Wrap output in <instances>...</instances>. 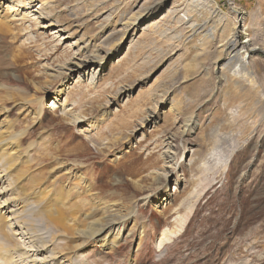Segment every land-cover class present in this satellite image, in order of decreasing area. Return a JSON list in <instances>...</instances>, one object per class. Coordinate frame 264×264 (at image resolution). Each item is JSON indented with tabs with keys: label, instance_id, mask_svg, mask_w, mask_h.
Returning <instances> with one entry per match:
<instances>
[{
	"label": "rangeland",
	"instance_id": "1",
	"mask_svg": "<svg viewBox=\"0 0 264 264\" xmlns=\"http://www.w3.org/2000/svg\"><path fill=\"white\" fill-rule=\"evenodd\" d=\"M214 3L220 19L203 0H0L7 264L29 262L16 242L57 264H264V0ZM233 36L260 49L239 48L255 85L228 64ZM112 214L125 218L82 243L92 217Z\"/></svg>",
	"mask_w": 264,
	"mask_h": 264
},
{
	"label": "bare ground",
	"instance_id": "2",
	"mask_svg": "<svg viewBox=\"0 0 264 264\" xmlns=\"http://www.w3.org/2000/svg\"><path fill=\"white\" fill-rule=\"evenodd\" d=\"M159 1V0H158ZM202 1V0H201ZM232 2L234 0H231ZM203 2H205V4L207 3L209 5V7L212 8V10L214 11L215 13V16L222 18L221 16V13L219 12V8H218V5L217 3H214V0H203ZM163 3H159V2H154L151 6H149L148 8L140 11L138 14L134 15V17L131 19L130 22H128L126 24L127 26V29L131 28L133 29L134 27H136L137 24H141L142 22L148 20V19H151L156 13L157 11H159L162 7H163ZM44 12H46V10L48 11V9H45L43 8V6H40L38 10H41ZM53 9H51V15L48 17L51 21L50 23V26L49 27H52V29H58V28H62L60 24V21H58L59 17L57 16V18L54 19V16L56 17V15L53 13L52 11ZM234 13L236 14V17H237V21L238 23H241L245 17V12L241 9L239 10V8L235 7L234 8ZM167 17V16H166ZM172 17V16H171ZM169 18V17H168ZM24 19H26L24 17ZM56 20V21H55ZM182 20V19H181ZM211 20V19H210ZM26 21V20H25ZM38 23V22H37ZM36 23V24H37ZM183 23V22H182ZM194 25V24H193ZM157 26V24L155 22H151L148 26V28H155ZM192 26V25H191ZM196 26V24H195ZM193 27V26H192ZM208 27V26H207ZM147 28V29H148ZM191 28V27H190ZM189 28V29H190ZM206 28V27H205ZM204 29V28H203ZM226 29V28H225ZM126 30V29H125ZM66 30H63V29H60V32H65ZM194 31V30H193ZM193 31L191 33H193ZM202 31V30H201ZM127 33V32H126ZM214 33V32H213ZM193 34H191L192 36ZM235 35V34H234ZM196 36V35H195ZM193 37V36H192ZM235 39L231 41L230 39V42L228 41L227 43V49L230 51L229 53V58H228V64H234L233 65V74L237 73V75H239L240 73H243L241 75L242 78L245 79V81L247 82V79L250 83V85H255V80H253L251 78V72L249 71V65H248V59H249V54L247 53V50L242 52L241 50H239V48L241 46H243L241 49H249L248 51H250L251 53H254L260 49H257L256 47H254V44H252V40H248L247 42H244V45L243 44H238V41H236V37L233 36ZM68 39V38H67ZM221 47V46H220ZM223 51V49H222ZM264 51V50H262ZM223 53V52H222ZM244 53V54H243ZM226 54V53H225ZM80 67V66H78ZM222 68V67H221ZM225 70V69H224ZM223 75V74H222ZM229 75V74H228ZM225 76H227L225 74ZM228 77V76H227ZM232 79V78H231ZM235 79V78H234ZM56 82V81H55ZM235 83V82H234ZM241 83V82H240ZM246 84V83H245ZM244 84V85H245ZM247 85V84H246ZM49 108H52V106H48ZM42 111L40 110L39 113H41ZM7 141L4 140L1 145L3 146V144H5ZM1 146V147H2ZM0 147V148H1ZM3 148V147H2ZM5 149V148H3ZM2 149V150H3ZM1 152V151H0ZM12 153V152H11ZM10 153V154H11ZM9 152H5V151H2L1 154H0V161L4 162H8L10 161V157L12 155H10ZM229 159H230V156L228 155L226 157V160H225V164H224V171L222 172V174H225V170L227 169V166L229 164ZM192 161H190L191 163ZM4 163V164H5ZM3 165V164H2ZM177 167V166H176ZM175 167V168H176ZM5 170H1L0 171V185L4 184L3 182H5L2 178V174H5ZM167 180V179H165ZM9 186V185H8ZM9 188V187H8ZM171 191V190H170ZM5 189L2 191H0V196L1 195H4L5 193ZM6 196V195H5ZM2 197V196H1ZM13 198V197H12ZM15 200V198H13ZM13 199L11 198H7V202L6 203L4 201V204L6 203L7 205V209H10L12 208L11 210H13V208L15 209V211H10L9 213L10 214H13V217H12V221H11V224L10 226H8L10 229L12 226L14 225H17V223H20V219H19V210L17 209V206L15 204L16 201H14ZM183 203V202H182ZM7 209H6V212H7ZM126 215V214H125ZM125 218V216H121V215H110V216H107V217H101V218H94L92 217L88 223L86 224L85 228L83 230H80L78 232V234H76L78 237H81V241L82 243H85L86 241H88L89 239L91 238H96V237H99L103 232H105L107 230L108 227L110 226H113V224H115L116 222L118 221H121ZM183 221H184V217H179L178 218V230L176 231H171V230H168V229H165L163 230L162 234H161V237L159 239V242L157 243V251L158 252H162V250H164V246L172 239V237L174 235H176L178 232H180V230L183 228ZM29 224V223H28ZM25 225L27 226V223L25 221H22V224L19 228V230H24L25 228ZM30 228V227H29ZM2 232H0V261L1 260H4V264H7V258L10 256V254L12 253L10 250L7 251L5 250L4 248V244L2 242L3 240V237H2ZM13 231V235L16 236L17 235V232ZM19 233V232H18ZM27 234V233H25ZM33 237V236H32ZM26 238V237H25ZM121 238V237H120ZM34 239V238H33ZM27 240V239H26ZM117 241V235H110V234H107L105 236V238L100 242V243H104L102 245V247H104V245H107L108 249H113L114 247H116V242ZM20 243V241H18ZM38 244H41V241L39 240L38 241ZM30 246L28 248L29 251H27V253H24V249H22L19 244L16 242V246L14 247V249L12 250L13 252L15 253H19V257H23L24 261H26L27 259L29 260L28 264H57L58 263V258H56L54 255L56 254H53V256H50L48 258H43V259H39L38 255L40 254H46V247H38V246H31V244H29ZM28 252H31L33 253L32 256L29 255ZM24 253V254H23ZM54 261V262H52ZM6 262V263H5ZM1 263V262H0ZM27 263V262H26ZM61 264V263H60Z\"/></svg>",
	"mask_w": 264,
	"mask_h": 264
}]
</instances>
